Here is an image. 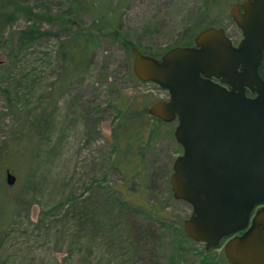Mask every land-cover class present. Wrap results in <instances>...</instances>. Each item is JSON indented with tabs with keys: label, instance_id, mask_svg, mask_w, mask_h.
<instances>
[{
	"label": "rangeland",
	"instance_id": "obj_1",
	"mask_svg": "<svg viewBox=\"0 0 264 264\" xmlns=\"http://www.w3.org/2000/svg\"><path fill=\"white\" fill-rule=\"evenodd\" d=\"M242 1L0 0V264H230L226 240L207 250L185 231L178 122L149 113L169 92L137 77L131 51L194 45L209 26L238 44L230 8ZM31 19L47 34L21 48ZM80 31L97 42L66 80Z\"/></svg>",
	"mask_w": 264,
	"mask_h": 264
},
{
	"label": "water",
	"instance_id": "obj_2",
	"mask_svg": "<svg viewBox=\"0 0 264 264\" xmlns=\"http://www.w3.org/2000/svg\"><path fill=\"white\" fill-rule=\"evenodd\" d=\"M230 14L243 33L238 44L224 27L209 26L194 45L160 57L133 47V70L169 92L148 111L178 122L183 153L171 183L193 207L187 235L207 250L226 240L230 264H264V0L235 3ZM6 179L13 185L17 176L8 170Z\"/></svg>",
	"mask_w": 264,
	"mask_h": 264
},
{
	"label": "trees",
	"instance_id": "obj_3",
	"mask_svg": "<svg viewBox=\"0 0 264 264\" xmlns=\"http://www.w3.org/2000/svg\"><path fill=\"white\" fill-rule=\"evenodd\" d=\"M96 11H98V15H99L100 19L105 18L99 8H97ZM31 18H35V17H31ZM46 34L47 33L42 29V27L36 23L35 19H31V23H29L26 27L21 28L17 32V35L15 37V44L21 48L29 47V46H32L34 43L38 42ZM79 34L82 36L83 42H82V45L80 44L81 47L80 46L78 47L79 48L78 53L77 54H70V55H69V53L68 54L66 52L64 53L65 54L64 59L66 61V68H67L66 80L70 79L71 77L79 78V77L83 76V74L86 72L87 67L89 66V63H90L89 58L85 57L84 54L90 48L92 49L97 42V37H98L97 34L83 33L81 31L79 32ZM83 45H84V47H82ZM133 47H138V46L134 45ZM133 47H132V51H131L132 54H134ZM138 48L141 50L140 47H138ZM84 50H85V52H84ZM144 53H146V52H144ZM148 54H151V53H148ZM151 55H154L157 57L161 56V55H158L155 53H152ZM260 68L261 69L264 68V61L262 62V65ZM129 71L131 73L132 68Z\"/></svg>",
	"mask_w": 264,
	"mask_h": 264
},
{
	"label": "flooded vegetation",
	"instance_id": "obj_4",
	"mask_svg": "<svg viewBox=\"0 0 264 264\" xmlns=\"http://www.w3.org/2000/svg\"><path fill=\"white\" fill-rule=\"evenodd\" d=\"M226 32H227V31H226ZM227 34H228V33H227ZM231 38H232V37H231ZM263 61H264V58H263ZM260 72H261L262 76L264 77V68H263V69L260 68ZM213 79H214L215 81L221 82L219 78H215V77H213ZM226 86H227V87H230L228 84H226ZM249 93H250V92H249ZM250 94H251V93H250ZM152 116H153V115H152ZM153 117H155V116H153ZM156 118H158V117H156ZM158 119H160V118H158ZM160 120H162V119H160Z\"/></svg>",
	"mask_w": 264,
	"mask_h": 264
}]
</instances>
